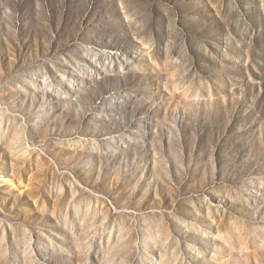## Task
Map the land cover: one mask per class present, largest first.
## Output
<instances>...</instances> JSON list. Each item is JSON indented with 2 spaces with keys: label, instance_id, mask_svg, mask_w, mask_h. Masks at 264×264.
<instances>
[{
  "label": "rangeland",
  "instance_id": "obj_1",
  "mask_svg": "<svg viewBox=\"0 0 264 264\" xmlns=\"http://www.w3.org/2000/svg\"><path fill=\"white\" fill-rule=\"evenodd\" d=\"M0 264H264V0H0Z\"/></svg>",
  "mask_w": 264,
  "mask_h": 264
}]
</instances>
